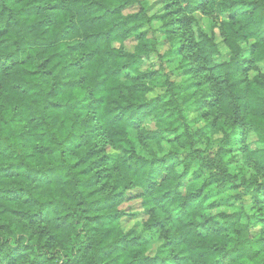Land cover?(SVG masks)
<instances>
[{"label":"trees","instance_id":"obj_1","mask_svg":"<svg viewBox=\"0 0 264 264\" xmlns=\"http://www.w3.org/2000/svg\"><path fill=\"white\" fill-rule=\"evenodd\" d=\"M171 1L185 39L142 70L158 54L143 27L164 20L145 0H0V264H264V0ZM196 11L227 61L214 32H189ZM174 54L180 81L161 71ZM235 145L249 176L224 160ZM133 188L152 240L121 227ZM240 196L254 213L207 212Z\"/></svg>","mask_w":264,"mask_h":264},{"label":"rangeland","instance_id":"obj_2","mask_svg":"<svg viewBox=\"0 0 264 264\" xmlns=\"http://www.w3.org/2000/svg\"><path fill=\"white\" fill-rule=\"evenodd\" d=\"M147 2L148 6V14L153 15V16H164V20L160 19H154L152 22L143 29H146L148 32V36L153 37L157 41V53L155 55H152L150 58V61L145 63L142 67V70L146 69L150 64L157 63L159 60L157 58V55H164L166 52L173 50V49H178L180 47V44L182 43L180 39H185L183 37V30L179 29L178 26L180 24H176L175 21L178 19L179 21L181 20L182 23V28H185V18L182 15H178L174 13V7L171 5L172 1L171 0H145ZM139 9V6L137 4H133L132 6L126 8L123 10V13H131L135 12L136 10ZM166 13V14H165ZM193 18L194 21L191 23V25L188 27L190 28L189 32L193 35L194 39H198V31L201 30L208 35H211L212 32H214L213 38L214 41L217 43L218 46V53L213 57L214 62L216 63H221L225 62L229 59L230 52L229 50L223 45L222 43V38L218 35V32L214 28L213 22H211L208 18L205 16H202L200 11H196L192 14H190ZM224 20L227 19V14L225 13H219L218 19L217 20ZM173 21V32L169 33L166 32V27L165 23ZM181 27V26H180ZM187 38L191 39L192 37L187 36ZM249 43H241L242 46V52L240 54V59H244L245 57L248 56L249 54ZM118 46V44H116ZM135 45V40L133 37L129 38L123 43V47L125 50L132 51L133 47ZM171 62H168V58L162 59L161 64L163 66L162 74L165 78H168L171 81H180L182 79V72L180 70L175 69V66L178 65L177 61L179 59V56L177 55H172L171 56ZM258 69L262 72L264 71V61L261 63L257 64ZM256 74L255 70H250L247 75L248 78H252ZM159 91H156L154 93H158ZM162 92V90H160ZM153 93V94H154ZM189 119H194L196 117V113L194 112H189L188 113ZM203 116H199L198 122L195 124L198 127L203 126L204 124V119L202 118ZM143 125L146 128H154L155 124L153 120H146ZM130 136L134 137L135 136V131L130 130L129 131ZM220 138L221 134L220 133H213L212 134V143L210 144L209 147H207V142L202 141L199 145V148L202 150L205 149L204 153H213L216 152L217 148L219 147L220 143ZM246 142L248 141V146L250 148H257L261 147L262 144H259L254 141L255 137L254 134L249 132L246 137ZM239 145H235L232 149L233 151L230 152L229 155L224 156V160L228 163V165L233 168L235 171H240L243 172L245 175L249 176L251 170L246 169L243 167L242 161H241V155L238 151ZM182 156V155H181ZM196 169L195 166L191 167V171ZM201 171L203 174L207 173V170L204 168H201ZM240 191L239 189L231 192L234 194H238ZM140 190L138 188H133L126 192L127 194L125 195V201L119 206V208L124 212V216L120 220L121 227L123 231H127L129 229H134L136 232H140L143 235H146L143 231H141V226L142 222L146 219V215L144 213L143 208L141 207V200L138 198V193ZM182 192H184V189H182ZM232 206H218L216 208H210L207 210L209 214H215L219 211L222 210H227V211H232L234 207L238 206H243L246 210H248L250 213H254V208H253V203L250 199L249 196H240L238 198H235L231 201ZM251 234H255L256 232L259 231V228L256 226H251ZM158 236L157 232H152L150 234H147L145 237L148 241L156 238ZM150 253V252H149Z\"/></svg>","mask_w":264,"mask_h":264}]
</instances>
